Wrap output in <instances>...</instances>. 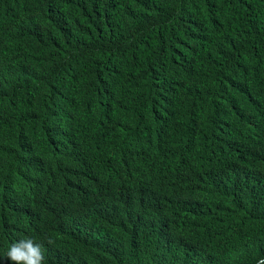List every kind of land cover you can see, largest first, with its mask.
Wrapping results in <instances>:
<instances>
[{
  "label": "trees",
  "instance_id": "obj_1",
  "mask_svg": "<svg viewBox=\"0 0 264 264\" xmlns=\"http://www.w3.org/2000/svg\"><path fill=\"white\" fill-rule=\"evenodd\" d=\"M264 264V0H0V264Z\"/></svg>",
  "mask_w": 264,
  "mask_h": 264
},
{
  "label": "clouds",
  "instance_id": "obj_2",
  "mask_svg": "<svg viewBox=\"0 0 264 264\" xmlns=\"http://www.w3.org/2000/svg\"><path fill=\"white\" fill-rule=\"evenodd\" d=\"M12 264H44L42 246L33 237L20 239L13 243L6 252Z\"/></svg>",
  "mask_w": 264,
  "mask_h": 264
}]
</instances>
